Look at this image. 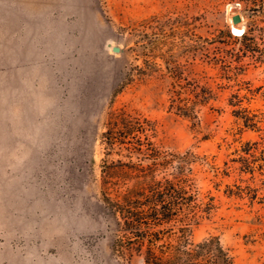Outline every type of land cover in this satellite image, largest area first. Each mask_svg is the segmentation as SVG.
I'll use <instances>...</instances> for the list:
<instances>
[{
  "label": "rangeland",
  "instance_id": "374dc122",
  "mask_svg": "<svg viewBox=\"0 0 264 264\" xmlns=\"http://www.w3.org/2000/svg\"><path fill=\"white\" fill-rule=\"evenodd\" d=\"M263 5L0 0V264H144L107 207L138 180L123 163H148L118 142L123 130L109 143L115 114L148 126L164 153L198 155L189 176L216 208L191 238L219 235L232 264H264V166L221 173L242 143H264V129L232 134L234 109L264 114V63L233 31L250 29L263 50ZM174 96L189 115L171 108Z\"/></svg>",
  "mask_w": 264,
  "mask_h": 264
},
{
  "label": "trees",
  "instance_id": "16d2710c",
  "mask_svg": "<svg viewBox=\"0 0 264 264\" xmlns=\"http://www.w3.org/2000/svg\"><path fill=\"white\" fill-rule=\"evenodd\" d=\"M262 11L264 15V5ZM240 40L245 54L256 62L264 63V49L259 48L250 29L241 33ZM233 96L237 97L236 94ZM229 103L239 106V102L233 100ZM170 106L183 115L192 111L188 104L175 96ZM233 112L240 124L233 135L243 129H264V114L257 115L246 108H237ZM117 115L112 119L114 126L106 131L110 135L109 143L113 144V129L123 130V137L118 142L126 144L129 153H137L148 161L147 164L131 160L123 163L136 172L138 180L134 186L126 188L118 199L109 200L107 205L119 216L118 225L126 231L129 247L142 252L144 264H232L231 250L222 243L219 235L209 234L198 241L191 238L193 229L216 208L215 196L209 191H199L189 176L192 169L188 165L195 162L198 155L190 150L184 154L164 153L149 139L148 126L138 128L133 119L118 118ZM235 153L237 156L230 159L233 164L226 161L222 174L229 175L233 169L253 176L256 171L263 170L264 143L247 140L235 149ZM206 163L216 174L220 173L217 166L208 161ZM169 166H173L174 171L157 178L156 171H168ZM237 189L235 194L245 192L250 197L256 195V189L249 186L242 188L238 185Z\"/></svg>",
  "mask_w": 264,
  "mask_h": 264
},
{
  "label": "water",
  "instance_id": "95a60500",
  "mask_svg": "<svg viewBox=\"0 0 264 264\" xmlns=\"http://www.w3.org/2000/svg\"><path fill=\"white\" fill-rule=\"evenodd\" d=\"M242 17L240 14H234L232 16V22L234 24L238 23L239 21H241ZM111 45V44H110ZM111 49L113 52H119L121 50V47L119 45H111Z\"/></svg>",
  "mask_w": 264,
  "mask_h": 264
},
{
  "label": "bare ground",
  "instance_id": "6f19581e",
  "mask_svg": "<svg viewBox=\"0 0 264 264\" xmlns=\"http://www.w3.org/2000/svg\"><path fill=\"white\" fill-rule=\"evenodd\" d=\"M233 31L236 33H241L242 31H244V29L242 27H237V26L233 25Z\"/></svg>",
  "mask_w": 264,
  "mask_h": 264
}]
</instances>
